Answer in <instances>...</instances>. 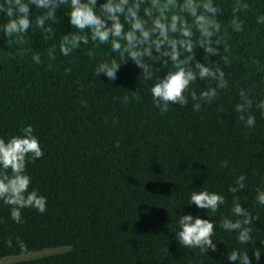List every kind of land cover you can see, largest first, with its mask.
Segmentation results:
<instances>
[{
  "label": "trees",
  "instance_id": "trees-1",
  "mask_svg": "<svg viewBox=\"0 0 264 264\" xmlns=\"http://www.w3.org/2000/svg\"><path fill=\"white\" fill-rule=\"evenodd\" d=\"M103 2L97 0V11ZM242 2L249 8L238 14L244 26L235 33L227 26L236 0H214L228 36L229 51H222L223 42L220 50L230 63L224 65L220 56L209 60L221 64L227 88L218 89L217 98L199 112L189 95L187 106L170 105L163 115L150 93L168 71L159 63L153 64L152 81L140 77L142 70L131 60L109 81L95 68L120 59L110 45L90 39L69 56L59 52L61 38L76 31L68 5L56 10L51 38L35 26L42 11L35 5H30L32 27L22 37L4 36L8 17L0 12V138L7 142L33 127L43 156L26 164V174L29 191L46 197L47 208L45 213L22 209L23 223H16L12 206L0 201V259L56 251L11 264H233L228 253L247 251L252 264H264V206L256 200L257 190L264 191V112L255 107L264 100V24L256 20L264 15V0ZM195 51L204 63L203 50ZM209 87L215 82L198 79L191 85L197 95ZM241 89L253 100V128L236 112ZM240 175L245 187L231 193ZM193 191L220 194L225 203L215 213L199 209L189 205ZM234 200L258 217L249 225L254 230L246 244L238 232L220 226L222 218L237 219ZM185 214L214 223L215 252L179 244L178 221ZM254 251L261 252L259 261Z\"/></svg>",
  "mask_w": 264,
  "mask_h": 264
},
{
  "label": "clouds",
  "instance_id": "clouds-1",
  "mask_svg": "<svg viewBox=\"0 0 264 264\" xmlns=\"http://www.w3.org/2000/svg\"><path fill=\"white\" fill-rule=\"evenodd\" d=\"M30 5H35L41 14L35 19V26L46 35L53 36V25L58 23L56 10L64 5L69 6L67 16L72 28L76 29L64 35L59 43V52L69 56L81 44L87 45L89 40L98 45H110L120 59L105 60L95 68V74H101L109 80H115L122 63L131 60L142 70L145 81H152L155 73L154 63L160 68L168 69L164 77H158L151 86L150 93L155 107L161 114L169 110L170 105L187 106L188 96H191L193 111L199 112L202 104L213 102L218 96V89H225L228 81L221 64L209 60L210 56H220L224 65H229V57L223 55L229 51L227 30L222 33V25L217 19L221 9L214 0H104L97 11V0H4L0 3V12L8 17L3 34L10 38L13 35L24 36L32 27ZM249 5L236 0L232 7V18L228 29L232 32L243 31L244 22L239 17L241 11H247ZM257 23L264 24V15L256 18ZM90 33V36H89ZM23 42L21 39L18 41ZM223 42V50H220ZM196 49L205 53L204 63L196 60ZM55 48L50 55H54ZM155 53V55L153 54ZM23 55V52H18ZM92 55V52H89ZM32 59L39 64V54ZM258 63V61H254ZM70 72V68L65 69ZM215 82V87H209L197 95L191 88L197 80ZM139 99L140 93L133 92ZM240 102L236 105L239 119L249 127H255L256 118L250 113L253 100L248 92L239 90ZM128 102V97H124ZM255 107L264 112V100ZM223 122V121H222ZM22 135L13 136L7 142L0 138V201L11 205V218L16 223H23L22 209H36L45 213L46 197L37 191H29L31 177L26 174V164L43 156L40 143L34 135V129L28 125L21 129ZM227 161H221V167H227ZM10 170V175L8 171ZM246 177L236 178L235 186L229 188L231 193H237L245 187ZM258 205L264 206V191L257 190ZM225 203L224 196L207 191H193L189 205L194 204L199 209L218 211ZM232 214L221 219V228L228 232H238L241 244L252 241L254 228L249 227L258 217L253 216L237 201H233ZM177 239L179 244L187 249L198 248L204 254L211 250L215 252L213 243L214 223L209 219H201L191 214L179 216ZM253 257L259 261L261 252L254 251ZM227 259L233 264H252L247 251H231Z\"/></svg>",
  "mask_w": 264,
  "mask_h": 264
},
{
  "label": "rangeland",
  "instance_id": "rangeland-1",
  "mask_svg": "<svg viewBox=\"0 0 264 264\" xmlns=\"http://www.w3.org/2000/svg\"><path fill=\"white\" fill-rule=\"evenodd\" d=\"M56 253V251H45L42 253H36V254H29L26 255L24 257H20V258H14V257H5L0 259V264H11L17 261H24V260H29V259H33L36 257H42V256H46V255H51Z\"/></svg>",
  "mask_w": 264,
  "mask_h": 264
}]
</instances>
